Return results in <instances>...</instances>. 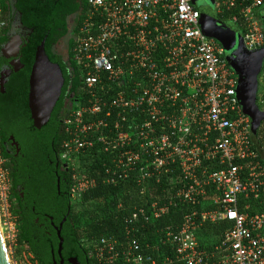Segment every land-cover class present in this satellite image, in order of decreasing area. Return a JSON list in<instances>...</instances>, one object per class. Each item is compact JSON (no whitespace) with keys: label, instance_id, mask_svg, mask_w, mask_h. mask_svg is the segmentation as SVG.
I'll use <instances>...</instances> for the list:
<instances>
[{"label":"built area","instance_id":"2783aa9c","mask_svg":"<svg viewBox=\"0 0 264 264\" xmlns=\"http://www.w3.org/2000/svg\"><path fill=\"white\" fill-rule=\"evenodd\" d=\"M263 5L215 0L218 14L239 8L248 50L264 47L256 14ZM88 6L73 58L89 98L64 120L69 138L61 157L74 166V200L97 185L78 169L82 153L104 154L103 183L128 187L127 205H116L127 211L121 236L83 240L94 264H264V168L251 118L194 0H88ZM5 26L0 5V35ZM164 180L165 198L149 199V188ZM10 189L0 150L1 226L3 235L9 227L17 237L16 218L7 222L1 207ZM183 204L189 206L178 223L146 231ZM221 221L230 227L218 240L202 238L205 223ZM22 258L11 264H38L29 250Z\"/></svg>","mask_w":264,"mask_h":264},{"label":"trees","instance_id":"16d2710c","mask_svg":"<svg viewBox=\"0 0 264 264\" xmlns=\"http://www.w3.org/2000/svg\"><path fill=\"white\" fill-rule=\"evenodd\" d=\"M84 3L85 6L80 10L73 33L70 35L67 55L64 58L62 54L54 50V45L66 32L68 14L78 10L79 6L74 3V0H19L23 21L32 29L27 45L23 49L22 62L25 67L21 73L24 82L18 88L11 89L5 107H0L2 155L8 159V154L2 144L10 135H13L19 143L24 155L17 164L7 162L11 178V214L17 221L16 249L17 253H23L25 250L32 252L38 264H52V249L55 250L56 259H59L57 256L59 239L52 222L59 226L66 217L61 229V236L64 240L63 256L76 254L75 250L78 249L90 255V251L83 244L84 238L120 237L121 227L127 214L124 209L118 210L116 205L121 200L124 202L127 200L126 190L128 187L123 184L103 183L105 174L101 159L104 154L82 153L77 156L79 157L77 165L81 174L94 178L97 182L94 188L84 192L78 200H74L71 196L74 166L63 159L61 160L63 142L69 138L64 120L79 105H86L89 98L83 82L84 75L73 58L79 28L89 8L88 0H85ZM0 5L3 18L6 21V26L0 35L1 44L7 39V17L10 14V9L5 0H0ZM238 9L234 8L229 13L219 14V17L229 20V22L232 17H237L238 22L233 24L239 27L238 24H243V20ZM263 10L264 5L256 9V14L264 28V20L261 17ZM60 27L63 29L62 32H59ZM242 29L244 35V25ZM45 38L46 52L51 61L60 65L65 84L50 120L38 129L33 124L28 107L29 76L36 49ZM263 73L264 67L260 76ZM68 89H70L68 97L73 95L70 105L66 103ZM258 105L260 108L259 103ZM4 116L7 118V125L4 124ZM251 141L257 153L256 159L264 168V119L255 130H251ZM57 162L59 163L58 167H56ZM165 183L164 180L153 188L150 187L147 197L162 201L167 194L164 192ZM17 188H23V198L20 197V191H17ZM170 191H174L173 187L170 188ZM188 206L180 205L161 219L147 223L146 231L155 234L154 231L157 228L171 225L174 221L178 223L185 211L184 208ZM263 208L264 198L261 204V209ZM251 211L253 210L251 209ZM229 227L230 225L226 221L207 222L202 228L201 236L202 238L206 237L209 242L215 241L220 238L223 230ZM204 242L202 241V243ZM209 244L211 245V243Z\"/></svg>","mask_w":264,"mask_h":264},{"label":"water","instance_id":"95a60500","mask_svg":"<svg viewBox=\"0 0 264 264\" xmlns=\"http://www.w3.org/2000/svg\"><path fill=\"white\" fill-rule=\"evenodd\" d=\"M207 2L208 8L201 6L198 10L200 11V15L206 13L205 15L213 25H208L202 21L203 30L208 36L222 43L227 51H229V54L226 56L228 64L238 76L237 95L245 113L252 119V130H255L264 119V111L256 103L259 76L264 67V47L258 50L246 49L244 43H242L243 37L239 33V28L232 22L219 17L215 8V0H208ZM261 17L264 20V10L261 13ZM220 26L227 32L226 34H230L233 37L231 44H225L222 38L218 36L216 29ZM45 40L46 38L42 40L36 49L29 76L28 107L33 124L38 129L42 128L50 120L65 83L60 65L51 61L46 52ZM65 220L66 217L56 227L59 239L57 250L59 256H61L63 249L64 240L61 236V229ZM71 263L74 264V262ZM0 264H11V258L7 251L5 238L1 229V220ZM54 264H63V259L61 258L60 263L55 262Z\"/></svg>","mask_w":264,"mask_h":264},{"label":"flooded vegetation","instance_id":"af4514ba","mask_svg":"<svg viewBox=\"0 0 264 264\" xmlns=\"http://www.w3.org/2000/svg\"><path fill=\"white\" fill-rule=\"evenodd\" d=\"M5 1L9 6L10 14L7 17L8 19L7 39L4 43L0 44V107L3 108L7 103L6 99L9 98L11 89L18 88L24 82L21 73V71L25 67V64L22 62V59L24 58L23 49L26 47L28 38L32 33V29L29 26H27L23 21V13L19 8V0H5ZM84 1L85 0H74V3L79 6L78 10L68 14L66 18V32L62 35L61 38H59L57 43L54 45V50L57 51L59 54H62L64 58H66L70 35L73 33V29L79 17L80 10L85 6ZM205 14L206 13H203L201 15V23L203 24L202 21H204L208 25L210 24L213 25L212 23H210V19H208V17ZM238 28L240 31L239 33H241L240 35H243L242 27L239 26ZM62 31L63 29L60 27L59 32ZM216 32H218V36L222 38L225 44L229 45L232 43L233 37L230 36V34H226L227 32H225L222 26L217 27ZM216 42L223 48L224 56L226 57L229 54V51H227L226 47L223 46L222 43L218 42L217 40ZM69 90L70 89H68L66 92V97H68ZM72 98L73 95L72 94L69 95V97L66 99V103H69V105L72 104L70 102V99ZM256 103L257 105L259 103V85H258ZM4 118H5L3 120L4 124L7 125L6 116H4ZM2 146L3 149L6 151V153L8 154V159H7L8 163L17 164L19 159L24 156L22 154V150L19 143L16 141L13 135H10L7 140H4ZM58 166L59 163L57 162L56 167ZM22 189L23 188H17V191H20L19 192L20 197L23 198L24 193L22 192ZM10 194H11V189H10ZM52 225L53 228L56 230V227L58 226H56L53 222ZM51 251L53 256L52 264H54L55 262L60 263L61 258L63 259V264H73L71 262H74V264H94V260L92 259V257L88 255L86 252L82 251L81 249L75 250L76 254H71L66 257L63 256L62 252H61V256H59L57 252V256L59 258L58 260L56 259L55 250L52 249Z\"/></svg>","mask_w":264,"mask_h":264},{"label":"rangeland","instance_id":"374dc122","mask_svg":"<svg viewBox=\"0 0 264 264\" xmlns=\"http://www.w3.org/2000/svg\"><path fill=\"white\" fill-rule=\"evenodd\" d=\"M202 3H204L206 6L205 8H208L207 5V1L208 0H199ZM244 40H242L243 43ZM259 104H260V108L262 111H264V73L260 76L259 78ZM3 195L5 196V198L3 199V203L1 204V207H4L5 212L3 213V218H6L5 220L7 222L11 221V219L13 220V215H11V201L10 199L7 197L8 196V192L7 191H3ZM7 206V207H6ZM7 208V209H6ZM10 210V211H9ZM8 225V224H7ZM9 226V225H8ZM4 230V238H5V244L7 247V251L10 255L11 261L15 262L16 260L21 261L22 255L23 253H17V249H16V237L14 234V229H12L13 232H11L10 228H3Z\"/></svg>","mask_w":264,"mask_h":264},{"label":"crops","instance_id":"0c3cea01","mask_svg":"<svg viewBox=\"0 0 264 264\" xmlns=\"http://www.w3.org/2000/svg\"><path fill=\"white\" fill-rule=\"evenodd\" d=\"M194 2H195V6H196L197 8H199V7H201V6H206L204 3H202V2L199 1V0H194Z\"/></svg>","mask_w":264,"mask_h":264},{"label":"bare ground","instance_id":"6f19581e","mask_svg":"<svg viewBox=\"0 0 264 264\" xmlns=\"http://www.w3.org/2000/svg\"><path fill=\"white\" fill-rule=\"evenodd\" d=\"M1 229H2V226H1Z\"/></svg>","mask_w":264,"mask_h":264}]
</instances>
